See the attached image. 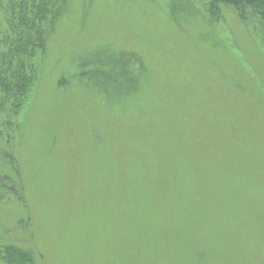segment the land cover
I'll return each mask as SVG.
<instances>
[{
	"label": "rangeland",
	"instance_id": "1",
	"mask_svg": "<svg viewBox=\"0 0 264 264\" xmlns=\"http://www.w3.org/2000/svg\"><path fill=\"white\" fill-rule=\"evenodd\" d=\"M211 1H68L27 101L0 103V249L264 264V22L227 4L214 19ZM96 54L135 87L105 94Z\"/></svg>",
	"mask_w": 264,
	"mask_h": 264
},
{
	"label": "trees",
	"instance_id": "2",
	"mask_svg": "<svg viewBox=\"0 0 264 264\" xmlns=\"http://www.w3.org/2000/svg\"><path fill=\"white\" fill-rule=\"evenodd\" d=\"M68 1L0 0L5 26L0 40L6 49L0 50V103L6 100L18 108L25 104L38 78L35 65L34 69H28V59L35 56V49L43 50L48 25L55 23ZM222 4L232 6L243 20L255 17L264 22V0H212L209 7L214 19L219 18ZM93 63L90 62L91 76L105 94L117 98L137 84V79H131L122 70L118 58L96 54ZM2 246L0 261L5 264H39L38 254L33 249L16 244Z\"/></svg>",
	"mask_w": 264,
	"mask_h": 264
}]
</instances>
